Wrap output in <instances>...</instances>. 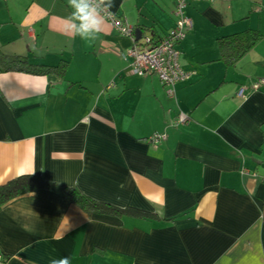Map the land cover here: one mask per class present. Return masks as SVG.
I'll list each match as a JSON object with an SVG mask.
<instances>
[{
    "label": "crops",
    "instance_id": "crops-1",
    "mask_svg": "<svg viewBox=\"0 0 264 264\" xmlns=\"http://www.w3.org/2000/svg\"><path fill=\"white\" fill-rule=\"evenodd\" d=\"M149 3L109 11L158 41L175 0ZM72 11L68 0H0V63L24 61L0 68V188L47 186L0 208L5 264H264V0L186 8L178 49L190 77L174 100L129 72L132 42L106 21L95 38L70 33ZM246 32L261 41L226 65L218 41Z\"/></svg>",
    "mask_w": 264,
    "mask_h": 264
},
{
    "label": "built area",
    "instance_id": "built-area-1",
    "mask_svg": "<svg viewBox=\"0 0 264 264\" xmlns=\"http://www.w3.org/2000/svg\"><path fill=\"white\" fill-rule=\"evenodd\" d=\"M121 3L129 0H120ZM215 0H175L174 27L158 41L141 35L135 40V29L128 25L127 21L108 10L105 21L112 30L120 37L131 40L132 47L127 53L129 72L138 78L156 77L164 88L168 99L174 100L177 85L189 80L190 74L182 71L179 65L180 51L178 46L186 38L192 29L190 20L185 17V10L195 3L212 4ZM236 98L241 99L243 89L236 87L233 91ZM186 118L179 119L180 123L186 122ZM164 140L163 137L153 136L148 141L153 146ZM0 264L5 260L0 256Z\"/></svg>",
    "mask_w": 264,
    "mask_h": 264
},
{
    "label": "trees",
    "instance_id": "trees-1",
    "mask_svg": "<svg viewBox=\"0 0 264 264\" xmlns=\"http://www.w3.org/2000/svg\"><path fill=\"white\" fill-rule=\"evenodd\" d=\"M261 39L262 36L259 33L246 32L241 35L232 36L230 38L220 40L217 44L220 58L226 65H230L243 57L247 52H249L257 43L261 41ZM3 62L4 64H1ZM3 62L0 63V68H2L3 66L7 71L20 70V66L24 65V61L20 60L19 58H9ZM12 65H14V67L10 68L12 67ZM19 185L21 192H19L18 186L15 187L12 186V184L0 188V208L7 202L15 199L16 197H19L20 195L26 194L28 192L33 193L40 190H47V186L39 180L31 179L27 180V182H20ZM70 196L79 205V207L86 212L95 210L98 211L99 214H118L117 211H113L112 209L95 205L79 197L76 198L72 195Z\"/></svg>",
    "mask_w": 264,
    "mask_h": 264
},
{
    "label": "clouds",
    "instance_id": "clouds-1",
    "mask_svg": "<svg viewBox=\"0 0 264 264\" xmlns=\"http://www.w3.org/2000/svg\"><path fill=\"white\" fill-rule=\"evenodd\" d=\"M73 10L68 17L67 30L82 39L95 38L102 31L105 15L114 6L113 0H68ZM51 264H70L69 257L52 260Z\"/></svg>",
    "mask_w": 264,
    "mask_h": 264
},
{
    "label": "water",
    "instance_id": "water-1",
    "mask_svg": "<svg viewBox=\"0 0 264 264\" xmlns=\"http://www.w3.org/2000/svg\"><path fill=\"white\" fill-rule=\"evenodd\" d=\"M141 35H142L141 31L136 29L135 32H134L135 40H139Z\"/></svg>",
    "mask_w": 264,
    "mask_h": 264
},
{
    "label": "rangeland",
    "instance_id": "rangeland-1",
    "mask_svg": "<svg viewBox=\"0 0 264 264\" xmlns=\"http://www.w3.org/2000/svg\"><path fill=\"white\" fill-rule=\"evenodd\" d=\"M153 1H155V0H151V3H153ZM168 1H170V0H167V2ZM151 3H149V6H151ZM133 6V5H132ZM131 7V6H130ZM135 10V9H134ZM123 11H125V9L123 10ZM137 14V11H135L134 13H133V15L135 16Z\"/></svg>",
    "mask_w": 264,
    "mask_h": 264
}]
</instances>
